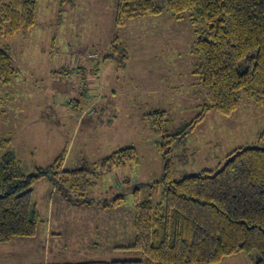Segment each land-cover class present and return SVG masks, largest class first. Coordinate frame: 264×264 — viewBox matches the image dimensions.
Here are the masks:
<instances>
[{"label": "rangeland", "instance_id": "1", "mask_svg": "<svg viewBox=\"0 0 264 264\" xmlns=\"http://www.w3.org/2000/svg\"><path fill=\"white\" fill-rule=\"evenodd\" d=\"M154 3L163 9L161 16L138 18L120 28L114 23L116 0H39L36 25L27 35L8 36L0 25V49L9 53L18 70L0 91V136L12 140L11 148L27 173H35V166L49 162V151L66 144L72 151L65 163L68 168L77 160L82 166L100 162L129 146L138 155L137 163L101 175L93 190L71 194L72 199L88 198L98 205L67 202L51 183L39 181L33 187L40 215L37 234L0 249V264L15 263L18 256L20 264L39 262L45 227L50 226L48 209L54 210L53 230L63 222L61 238L54 232L51 236V262L142 260L138 251L110 250L107 245L90 249L92 240L101 237L115 245H120V238L121 244L133 243L135 186L142 189L143 200L157 203L162 185H151L161 180L167 160L180 180L222 168L236 149L264 147V106L242 93L232 116L210 109L185 140L168 138L173 149L167 154L168 142L145 117L164 111L167 133H182L202 114L207 101L196 73L201 59L193 53L194 26L187 15L180 21L171 18L167 0ZM115 38L128 54L126 61L121 52H114ZM109 55L114 59L107 60ZM53 194L62 200L55 197L50 204ZM115 197H123L124 204H99ZM75 236L83 242L72 245L69 239ZM28 244L38 246V251ZM257 259L254 250L219 264H256Z\"/></svg>", "mask_w": 264, "mask_h": 264}, {"label": "trees", "instance_id": "2", "mask_svg": "<svg viewBox=\"0 0 264 264\" xmlns=\"http://www.w3.org/2000/svg\"><path fill=\"white\" fill-rule=\"evenodd\" d=\"M38 3L0 0L1 31L8 36L27 35L36 25ZM167 5L171 18L180 21L187 15L195 28L193 53L201 59L196 73L207 101L202 114L182 133H167L164 111L145 117L168 142L167 154L171 155L168 138L185 140L206 111L232 116L242 93L264 106V0H167ZM162 14L154 0H116L114 23L120 28L132 20ZM115 39L114 52H121L126 61L128 54ZM17 73L9 53L0 49V91ZM12 144L11 139L0 136V243L36 235L40 215L33 187L39 181H49L67 202L98 205L88 198L79 202L71 194L93 190L101 175L138 162L136 148L129 146L100 162L82 166L77 160L68 168L63 150L29 174ZM158 145L164 148L162 143ZM155 185H162L157 203L143 200L137 186L132 193L135 238L123 250L141 252L143 259L76 264H219L254 250L258 252L256 264H264V147L236 149L222 168L180 180L175 178L172 161L167 160L161 180L151 186ZM124 202L123 197H115L99 204L120 207Z\"/></svg>", "mask_w": 264, "mask_h": 264}, {"label": "crops", "instance_id": "3", "mask_svg": "<svg viewBox=\"0 0 264 264\" xmlns=\"http://www.w3.org/2000/svg\"><path fill=\"white\" fill-rule=\"evenodd\" d=\"M98 100V99H97ZM81 120V118L80 119H78V122ZM83 122V121H82ZM57 144V143H56ZM56 147H58V146H56ZM54 149V148H53ZM63 150H66V159H67V157H68V155L72 152L71 150H70V146H68L67 144L65 145V147H63L62 145L60 146V148L58 149V148H56V150H54V151H49V153H48V157L50 158V160H47V161H49L48 163H50L51 161H53L54 160V158L59 154V153H61ZM66 159H65V163H66ZM65 166H66V164H64ZM40 182H43V183H45V184H47L48 186H49V181H47V180H44V181H40ZM53 196H54V198H53V200H51L50 201V204L52 203V201H54L55 200V197H57V201H61L62 199H61V197L60 196H58V195H56V194H53ZM60 198V199H59ZM62 202H65V201H62ZM46 213H47V217H48V219H50V226L49 225H46V227H45V235H44V238H45V249H43V251H38V250H35L34 248H38V246H34L33 244H28V246H30V247H32L31 249H34V251H38V252H40L42 255H43V257L41 258V256H40V258L38 259L39 260V262H36L37 264H50V263H58V264H63V263H61L60 262V259H57V260H59V262H57V260L56 261H52L51 262V260H50V250H51V245H50V240H51V236H52V233L54 232V236H56V237H58V238H61V236H62V228H63V222H61L60 223V227H58V228H56V229H54L53 230V218H54V210L53 209H48L47 211H46ZM49 221V220H48ZM130 221H131V219H130ZM48 223V222H47ZM80 232V231H79ZM37 234V233H36ZM36 236V235H35ZM35 236L34 237H31L32 239L33 238H35ZM31 238H28V239H31ZM16 239H18V238H15L14 240H16ZM27 239V238H26ZM14 240H12L11 242H13ZM69 241H70V243L72 244V245H74V244H80V243H82L83 242V238L81 237V236H75L73 239H69ZM69 241H65L64 243H66L67 244V246H68V244H69ZM119 242H118V244H120V245H115V244H117V243H114L113 242V240H109V238H105V240L101 237L99 240H92V242H91V244H90V249H92L94 246V249H97V250H99L100 248H101V246L102 245H107L108 247H109V249L110 250H112V249H114V250H119V251H123L124 252V247H126L127 246V244L126 243H120V242H123L122 241V238H120L119 240H118ZM11 242H9V243H0V246L1 245H3V246H1L0 247V249H2V248H5L4 246L5 245H10L11 244ZM14 243H12L11 245H13ZM113 244H114V246H113ZM129 245V244H128ZM68 249V248H67ZM46 250H48V252L46 251ZM85 257H87V255L85 256ZM5 260V259H4ZM15 261V263L16 264H20V262H19V256H18V258L16 259V260H14ZM88 261H100L99 260V258H96V259H93V258H90L89 260H86V261H83V262H88ZM83 262H80V263H83ZM13 261L12 262H9V264H15ZM79 263V262H78ZM4 264H5V262H4ZM72 264H76V263H72Z\"/></svg>", "mask_w": 264, "mask_h": 264}]
</instances>
